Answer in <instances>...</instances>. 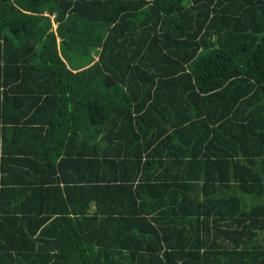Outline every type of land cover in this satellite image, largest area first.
I'll return each instance as SVG.
<instances>
[{"label": "trees", "instance_id": "1", "mask_svg": "<svg viewBox=\"0 0 264 264\" xmlns=\"http://www.w3.org/2000/svg\"><path fill=\"white\" fill-rule=\"evenodd\" d=\"M0 264H264V0H0Z\"/></svg>", "mask_w": 264, "mask_h": 264}]
</instances>
